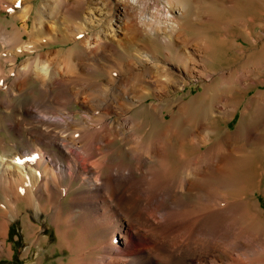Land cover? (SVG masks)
Masks as SVG:
<instances>
[{"label": "bare ground", "instance_id": "obj_1", "mask_svg": "<svg viewBox=\"0 0 264 264\" xmlns=\"http://www.w3.org/2000/svg\"><path fill=\"white\" fill-rule=\"evenodd\" d=\"M0 1V114L31 152L0 153V257L12 255L10 221L25 212L32 244L45 237L30 215L50 216L69 251L63 264H264L262 190L243 183L251 207L231 193L242 173L233 180L227 170L240 161L257 169L245 145L264 143V131L252 133L264 119H245L246 105L237 130L215 140L240 102L229 103L236 89L224 81L242 84V96L251 86L232 69L212 87L208 39L187 34L196 0H40L31 17L32 0ZM51 32L75 43L42 49ZM111 66L108 87L100 79ZM202 79L203 92L168 117L176 100L166 97Z\"/></svg>", "mask_w": 264, "mask_h": 264}, {"label": "rangeland", "instance_id": "obj_2", "mask_svg": "<svg viewBox=\"0 0 264 264\" xmlns=\"http://www.w3.org/2000/svg\"><path fill=\"white\" fill-rule=\"evenodd\" d=\"M1 2L2 1H0V4L2 5ZM32 3L33 9L31 11L30 17L36 13L40 0H32ZM111 11V17H113L115 14L114 12H116L114 6L111 7ZM263 11L264 0H205L201 3L200 1L196 0V2H192L189 18L185 20V22L189 24L187 34L190 36V38L193 39L200 34H205L206 38L208 39L210 44V49L207 55L208 66L210 71L215 72L213 75L215 82L212 84V87L215 88L216 85L222 81V78H220L219 75L220 73H226L232 69L235 70V74L239 73V77L249 78L248 84L251 86V89H249L244 96H242L240 93L241 91L243 92L244 89L242 84H233L234 79L232 77H229L224 81V88H226L227 91H230L232 88L234 90L236 89V91L233 92L235 95L233 98L229 99V103L234 105L235 103H238L239 100L240 102L236 108L237 110L232 112L230 118L227 121L220 122L219 126L222 129L218 131L215 140L216 138H219L225 130H237L240 122L244 119L243 111L246 105H249V109L247 111L248 113L245 115V119L254 118L258 121H262V119H264V83H262L264 82V21L261 19V13ZM1 14L8 15V11H1ZM201 17L202 19L200 20L199 18ZM8 18H10L9 15ZM198 21H200V23ZM218 31L220 34H218ZM47 35L45 36L46 40H43L45 42L42 41L44 43L42 49L54 48L58 50L60 48H67L68 45L75 43V41L70 40L71 38H69L70 41L68 42L62 41L58 32H51ZM220 35L222 37H220ZM52 36H55L56 38ZM47 39L49 42H46ZM154 46L153 48L156 50L158 49V51L161 53V56H166L162 51H160L162 48L161 46L157 45L158 48H155ZM36 51L37 50H35V52ZM35 52L33 51L34 54ZM25 56L26 55L24 54L19 55L18 61H21ZM2 63L3 62L0 58V64ZM4 65H6V63H4ZM110 69L112 70L108 71L106 77L103 76L100 79V81L104 82V84L108 87L111 86V84L109 85L111 78L112 80L116 78V68H112L111 66ZM110 72H112V74L114 73L113 77L111 76ZM109 78L110 80L108 81ZM97 80L99 81V79ZM187 82L185 83L183 89L175 91L172 96H167L166 101L163 102L164 105H168V103L176 100L174 107L167 112L168 117L173 115L175 112L174 108L177 109L179 103L198 96L200 92L202 93L204 90V85L207 81L202 79L196 81L190 80ZM259 92H262L260 96L258 95ZM151 101H153V98H148L145 102ZM212 101L213 98L205 99L204 107L201 111L202 114L207 113ZM69 106L71 107V110L79 108L78 105ZM141 113L143 114V112ZM1 114L0 153L3 151L16 152V150H19L21 152H27L28 154H31V152L25 148L24 143L22 144L24 139L22 137H14L6 128V112L3 111ZM263 131L264 122L258 125L256 129H253L252 133L257 135ZM73 133L71 134L75 136V131ZM78 135H80V132L77 131L76 136ZM206 146L207 144L205 146L202 145L201 148L203 149ZM245 149L247 151L257 152V158L255 161L257 169H253V166L249 165L248 162L244 163L243 161H240L241 163H239V168L235 167V165H232L230 168L227 167V170L231 172V175L227 172L228 176H230V178L233 180L237 178L239 179L240 176L238 174L239 172L242 173V177L237 183L239 185L236 184L237 187L239 186V191L235 188H231V193L237 195V193L241 194V192H243L241 196H244L243 198L245 201L247 200L246 202L251 205V198H248L251 197L249 188H243V183H246L250 188L255 187L261 189L262 192L256 191L254 200L256 204H258L257 210H259L264 217V161L262 162L260 160V157L264 156V143L259 147L251 146L250 144L246 143ZM74 153L77 152L74 150ZM76 157L79 159L81 158V156L79 157V154H76ZM230 178L226 177L228 180H231ZM77 188L78 186L73 184L72 191H75ZM29 219L41 227L40 235L45 237V240L38 244H32L30 242L28 236L26 235L27 233H25L27 230L30 231L28 227H25L26 213H19L17 217L11 219L9 226V237L7 238V243L12 245V255H2L0 257V264H63L66 262L69 251L67 248L61 249L58 246L56 226L51 220L50 216L41 213L38 217L30 215ZM79 221H81L80 217H76L74 222L76 225H78L80 223ZM75 231H77V229H75ZM133 231L134 230H132L131 227L128 228L129 234L136 242L140 241L147 244L150 242V239L137 234L136 231ZM121 246L124 247L122 242ZM121 246H119V248Z\"/></svg>", "mask_w": 264, "mask_h": 264}]
</instances>
